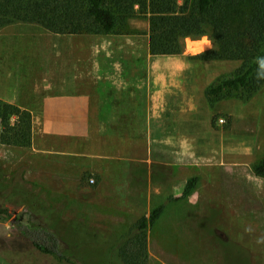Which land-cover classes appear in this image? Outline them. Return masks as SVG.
<instances>
[{
  "label": "rangeland",
  "instance_id": "obj_1",
  "mask_svg": "<svg viewBox=\"0 0 264 264\" xmlns=\"http://www.w3.org/2000/svg\"><path fill=\"white\" fill-rule=\"evenodd\" d=\"M147 36L148 21L138 13L112 35L60 36L21 22L2 27L0 74L9 89L15 83L24 92L33 77L40 99L45 86L88 93L92 107L89 137L65 144L34 133L29 149L0 145V182L20 184L40 211H60V235L74 221L119 240L164 205L146 232L147 264H264V179L252 172L264 159V85L248 100L209 102L205 89L240 63L194 59L212 48L208 36L185 39L179 55L149 57ZM188 43L198 47L190 51ZM150 67L161 75L162 107L147 121ZM23 101L40 111L36 101ZM191 178L195 188L183 199ZM0 205L9 214L0 216V239H14L27 207L2 196ZM75 227L66 228L63 254L77 264H122L104 239H86ZM0 264L64 263L37 250H0Z\"/></svg>",
  "mask_w": 264,
  "mask_h": 264
},
{
  "label": "trees",
  "instance_id": "obj_2",
  "mask_svg": "<svg viewBox=\"0 0 264 264\" xmlns=\"http://www.w3.org/2000/svg\"><path fill=\"white\" fill-rule=\"evenodd\" d=\"M136 13L148 21L151 56L179 55L185 39L208 36L212 48L194 59L240 63L232 74L216 79L205 89L209 102L223 97L248 100L264 85V0H0V29L21 22L60 36L112 35ZM32 140V114L0 100V145L29 149ZM252 172L264 179V159L253 164ZM196 182L197 178L187 181L183 199L192 193ZM9 184L0 182V196L9 202L19 198L27 207V220L18 223V237L0 239L1 251L37 250L64 264H77L60 250V242L67 238L66 228L76 225L77 235L104 239L108 255L117 257L122 264H147L146 232L156 225L164 205L138 219L119 240L74 221L65 223L60 235L62 213L47 207L40 211L28 190L20 184ZM8 215L0 205V216ZM35 217L40 222H35ZM85 242L73 243L83 246Z\"/></svg>",
  "mask_w": 264,
  "mask_h": 264
},
{
  "label": "crops",
  "instance_id": "obj_3",
  "mask_svg": "<svg viewBox=\"0 0 264 264\" xmlns=\"http://www.w3.org/2000/svg\"><path fill=\"white\" fill-rule=\"evenodd\" d=\"M147 43V54L151 57ZM208 48L209 47L199 48L194 52ZM148 75L150 77V82L152 81V83L150 90H148L147 93L149 99L148 108L146 110L147 121L151 120V115L158 111V107H162L160 104L162 102L156 97L162 96L161 88L163 86V84L160 83V85L158 81L161 79L159 77L161 75L159 72H155L154 68H149ZM31 82L32 83L26 88H22L24 92H21L22 90L15 83L14 86H11L9 89L7 87V79L2 81L0 74V100L28 110L32 114V137L34 136V133H37L43 137L60 140L65 144L89 137L92 107V97L90 94L49 93L51 88L44 86V95L40 99L39 83H33V77ZM9 95L10 97H8ZM29 99L32 100V102L36 101L35 106L39 107L40 111H36L33 105L28 106L23 103V100ZM156 168L164 173L174 170L173 166H167L166 168L165 166H156Z\"/></svg>",
  "mask_w": 264,
  "mask_h": 264
},
{
  "label": "bare ground",
  "instance_id": "obj_4",
  "mask_svg": "<svg viewBox=\"0 0 264 264\" xmlns=\"http://www.w3.org/2000/svg\"><path fill=\"white\" fill-rule=\"evenodd\" d=\"M198 47V44H194V43H188L187 45V48L190 50V51H193L195 48Z\"/></svg>",
  "mask_w": 264,
  "mask_h": 264
}]
</instances>
